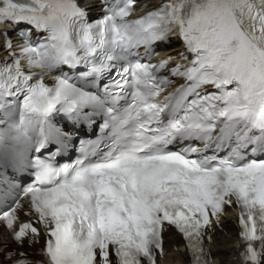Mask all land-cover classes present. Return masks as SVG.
Returning <instances> with one entry per match:
<instances>
[{
	"label": "snow or ice",
	"instance_id": "obj_1",
	"mask_svg": "<svg viewBox=\"0 0 264 264\" xmlns=\"http://www.w3.org/2000/svg\"><path fill=\"white\" fill-rule=\"evenodd\" d=\"M0 3V21L48 33L34 42L21 30L23 44L13 45L9 29L0 30L12 61L0 60V123L20 106L18 122L0 132L5 149L19 156L22 146L39 152L67 139L51 125L53 113L105 117L102 136L76 164L57 167L54 156L39 155L29 161L26 205L11 188L0 191V223L16 245H0V264H164L169 228L185 238L193 264H212L204 240L234 202L246 264H262L264 159L245 153L252 146L253 157L264 155V0H168L136 19H129L135 0H104L105 14L94 22L91 5L77 0ZM172 36L185 45L178 55L193 58L171 68L185 83L160 101L171 81L157 70L171 57L152 64L133 53L144 46L145 56L154 54L152 46ZM25 58L40 71L25 72ZM82 65L87 70L74 77L63 72ZM54 69L61 74L49 86L44 75ZM107 73L115 78L101 89ZM122 99L127 107H118ZM30 129H38L35 138ZM22 211L37 219L16 230ZM25 243L36 250L20 251Z\"/></svg>",
	"mask_w": 264,
	"mask_h": 264
},
{
	"label": "bare ground",
	"instance_id": "obj_2",
	"mask_svg": "<svg viewBox=\"0 0 264 264\" xmlns=\"http://www.w3.org/2000/svg\"><path fill=\"white\" fill-rule=\"evenodd\" d=\"M223 228L224 232L219 231L216 233L211 242L216 256L214 264H238L237 261L233 260V257L235 256V231L230 220L223 222ZM173 246H178V241L176 238L171 237L169 239L168 253V259L171 261L178 260L181 257L178 248H173Z\"/></svg>",
	"mask_w": 264,
	"mask_h": 264
}]
</instances>
